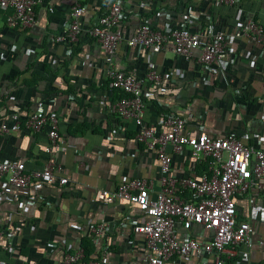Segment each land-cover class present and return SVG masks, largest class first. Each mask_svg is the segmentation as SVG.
I'll use <instances>...</instances> for the list:
<instances>
[{
	"label": "crops",
	"instance_id": "1",
	"mask_svg": "<svg viewBox=\"0 0 264 264\" xmlns=\"http://www.w3.org/2000/svg\"><path fill=\"white\" fill-rule=\"evenodd\" d=\"M113 1L122 6L117 30L125 37L142 22L158 29L184 24L206 34L216 29L228 34L247 18L264 27V0H235L232 5L222 0H80L81 28L89 27ZM70 6L71 0H34L36 21L24 29L8 27L9 11L0 9V121L21 122L40 100L56 116L59 135L48 155L44 131L30 133L20 123L19 129L0 133V160H21L26 171L54 160L67 180L58 184L54 177L17 190L5 188L0 196V264H60L62 251L85 244L89 257L104 258L107 264H144L147 250L141 235L130 230L135 207L96 196L136 177L158 189L154 151L134 141L131 120H119L108 111L115 99L105 84L108 63L141 75L152 61L160 71L155 90L144 85L143 120L148 124L159 126L161 114L188 109L192 117L185 128L190 134L233 133L243 143L264 148V44L232 39L224 60L205 67L183 59L169 41L157 53L122 42L108 61L83 31L77 42L54 41ZM184 157L172 154V173L186 175L191 167L197 174L199 163L191 166ZM260 184L234 199L237 219L247 220L253 234L249 245L236 247L233 255L229 248L224 251L225 264H264V172ZM101 220L102 234L94 238L90 229ZM190 233L209 235L197 226ZM204 260L211 258L172 257L166 264Z\"/></svg>",
	"mask_w": 264,
	"mask_h": 264
},
{
	"label": "built area",
	"instance_id": "2",
	"mask_svg": "<svg viewBox=\"0 0 264 264\" xmlns=\"http://www.w3.org/2000/svg\"><path fill=\"white\" fill-rule=\"evenodd\" d=\"M222 1L227 5L235 2ZM33 6L34 0H0V9L9 10L5 17L6 25L16 29L35 23ZM83 13L84 6L80 0H71L68 20L54 36V41L77 42L83 31L107 55L108 61L122 42L131 48L157 53L169 41L183 59H194L205 67L224 60L232 39L243 38L253 44H264V27L252 18L237 23L228 34L219 29L211 34L202 29L191 31L184 24L158 29L142 22L125 37L117 30L123 16L119 2L106 5L95 21L84 29L80 25ZM105 75L106 89L123 93L108 104L109 113L119 120H131L135 124L133 139L154 151L159 174L158 189L155 191L151 188V181L136 177L120 182L112 190H99L97 198L109 202L123 201L135 207L138 213L130 221V230L141 235L147 250L144 264H166L172 257L197 259L202 254L209 255L211 260L197 264H225L224 251L229 248V255H233L236 247L249 245L253 234V227L247 220L237 219L234 199L249 188H260L264 148L243 143L233 133L217 137L203 131L190 134L185 128L187 120L192 117L188 109L182 114H161L159 126L145 122L144 85L149 84V89L153 91L162 79L152 61H148L141 75L108 63ZM20 123L30 133L44 131L46 145L43 150L49 155L59 137L56 116L45 110L42 101L38 100L33 109L24 114L21 122L19 118H14L10 125L0 121V133L15 131ZM174 153L184 154L191 166L205 161V170L195 174L190 167L188 174L176 176L171 170ZM61 173V164L54 160L48 159L41 169L31 171L25 170L21 160H0V182L4 183L0 186V196L6 187L17 190L54 177L58 184H63L67 180ZM195 226L209 231V235L192 236L190 231ZM103 228L101 220L92 225L90 232L98 238ZM2 247L6 249L5 244ZM82 258V248L77 247L72 251H62L58 261L60 264H107L104 258L87 261Z\"/></svg>",
	"mask_w": 264,
	"mask_h": 264
},
{
	"label": "trees",
	"instance_id": "3",
	"mask_svg": "<svg viewBox=\"0 0 264 264\" xmlns=\"http://www.w3.org/2000/svg\"><path fill=\"white\" fill-rule=\"evenodd\" d=\"M8 11H9V10H8ZM35 79H36V78L34 77L33 81H34ZM105 84H106V83H105ZM112 92H113V96H114V98H118V97H120V96L123 95V93H120V92H118V91H116V90H114V91H112ZM205 168H206V162H205V161H201V162H199L198 166H196L195 169H196V171H197V174H199L201 171H204ZM81 248H82V251H83V258H82V260L87 261V260H90V259H97V258H91V257L88 256V248H87L86 244L83 245V246H81Z\"/></svg>",
	"mask_w": 264,
	"mask_h": 264
}]
</instances>
